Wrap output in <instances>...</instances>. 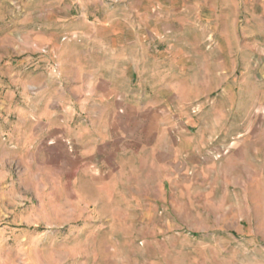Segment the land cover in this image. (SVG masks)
I'll use <instances>...</instances> for the list:
<instances>
[{
  "label": "rangeland",
  "instance_id": "obj_1",
  "mask_svg": "<svg viewBox=\"0 0 264 264\" xmlns=\"http://www.w3.org/2000/svg\"><path fill=\"white\" fill-rule=\"evenodd\" d=\"M112 1L0 0V264H264V164L238 148L264 158V0H158L149 14L172 31L146 44L156 65L129 56L141 65L117 104L129 118L89 120L79 76L115 62L109 34L127 9ZM154 97L160 118L132 112L158 109ZM86 124L144 160L86 167ZM199 127L208 159L153 162L172 130Z\"/></svg>",
  "mask_w": 264,
  "mask_h": 264
},
{
  "label": "crops",
  "instance_id": "obj_2",
  "mask_svg": "<svg viewBox=\"0 0 264 264\" xmlns=\"http://www.w3.org/2000/svg\"><path fill=\"white\" fill-rule=\"evenodd\" d=\"M158 0H113L112 6L115 8H126V15H118L114 17L115 25L112 27V31L109 34V39H111V46L108 48L109 52L105 56H110L115 58V62L113 60V64L110 63L109 70L106 66L105 58H101L100 62L95 63V65L90 69V67H84L85 74L83 70H79V74L82 73L84 76L80 75L79 79L82 78L81 82L84 83L86 87V92L84 93V101L80 98V104H83V109H86L87 104H93L91 107H97V111L84 112V118L87 119H128L131 111L125 112L123 115L118 113L117 104L126 102L127 97L130 94L135 95L136 92H132V84L133 79L137 71H139V67L141 65H137V69H135V61L130 59L129 56L134 55L136 51L137 54H141L146 58V62L149 63L151 60L153 64H157L159 59L157 58V54L159 51L155 50L150 52L149 48H146V44L150 46V41H159L165 38L167 33H170L172 30L164 27L161 19L155 16H151L150 8L160 7L161 5ZM212 3L213 0H208ZM175 2V3H174ZM171 5L177 6V1H170ZM140 8H144L146 10H137ZM148 14L147 15H145ZM158 13L157 16L162 17ZM140 29L141 31L137 32L135 30ZM140 40L141 47L137 49H130L128 40ZM107 49V50H108ZM136 55V54H135ZM99 56H101L99 54ZM120 56V58H118ZM102 57V56H101ZM151 57H155L154 59ZM102 62V63H101ZM134 62V63H131ZM139 62V61H137ZM133 64V65H132ZM86 72H88L86 74ZM155 72L158 73L156 70ZM156 78L160 77V75H155ZM126 83L129 85L130 92H126L119 86V82ZM121 88V90H120ZM156 96V95H155ZM156 100V104L159 107H150V102H140L137 106H133L132 112L135 110V115L141 118H160L159 111L160 110V102L159 99L154 97ZM97 105V106H95ZM115 105V106H113ZM108 109H111L108 111ZM109 112V117L106 115ZM86 113V114H85ZM87 127L89 124H86ZM192 125L198 126L197 123H192ZM112 128V127H111ZM157 128H153V131L157 132ZM164 131H166L164 129ZM83 135H85V142L80 144V148L83 152L86 153L84 161V165L88 168L95 169L97 172L101 173L104 176H109L113 174L111 159H121L125 162L126 157H131L133 160L140 159L144 160L141 154L139 147L138 151H133L126 148L124 144L119 146L114 141L116 136L115 133L109 132L107 129L101 130L100 132L95 129H83L81 131ZM170 132V130H169ZM172 130L171 134L173 135V150L166 151L164 147H150L152 150L153 162L156 163L157 158L159 161L165 163V157L169 156L178 160V164H180L181 159L185 156H188V160L191 165L194 167L200 165L203 160L208 159V133H204L202 128H198V130ZM113 134V135H112ZM121 143H123L124 138L121 139ZM259 144H255L252 152L253 155L251 159H247L245 153L249 152V149L246 150V147H243L241 144L238 146L241 152V162L243 165L246 164V161L249 163L253 162L256 166H262L264 164V158L260 156V153H263V149L258 147ZM151 146V145H150ZM245 146V145H244ZM157 148V149H156ZM81 153V152H79ZM104 157V158H103ZM162 159V160H160ZM107 165L105 164V162Z\"/></svg>",
  "mask_w": 264,
  "mask_h": 264
}]
</instances>
